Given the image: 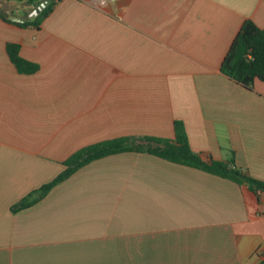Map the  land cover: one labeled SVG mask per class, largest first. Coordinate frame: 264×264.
<instances>
[{"label":"crops","instance_id":"crops-1","mask_svg":"<svg viewBox=\"0 0 264 264\" xmlns=\"http://www.w3.org/2000/svg\"><path fill=\"white\" fill-rule=\"evenodd\" d=\"M246 19L264 28V0H59L38 26L0 17V264L264 262V191L145 152L92 160L11 208L77 150L173 138L175 120L203 160L264 181V82L220 69Z\"/></svg>","mask_w":264,"mask_h":264},{"label":"trees","instance_id":"trees-1","mask_svg":"<svg viewBox=\"0 0 264 264\" xmlns=\"http://www.w3.org/2000/svg\"><path fill=\"white\" fill-rule=\"evenodd\" d=\"M15 1L24 3L28 1V5H30L33 2L39 4L43 0ZM58 1L49 0L47 6L38 15L23 23L10 20V15L2 10H0V17L4 21L19 26H38L41 19L52 10ZM27 13L24 12V15L27 16ZM19 48L20 45L17 43H7L6 50L10 60L20 73H34L38 69V65L21 57ZM220 69L228 77L247 89H252L254 80L256 79L264 82V28L257 26L251 19L244 20L222 60ZM125 151L149 153L170 162L198 168L208 173L230 179L238 184H245L253 192L264 191L263 180L254 178L237 167L230 166L228 162L219 160H210L207 162L203 160L200 154L190 147L183 122L175 120L173 138L120 136L96 142L77 150L65 160V169L51 181L33 190L17 203L13 204L11 207L12 211L15 212L35 204L52 187L68 178L78 168L92 160Z\"/></svg>","mask_w":264,"mask_h":264},{"label":"rangeland","instance_id":"rangeland-1","mask_svg":"<svg viewBox=\"0 0 264 264\" xmlns=\"http://www.w3.org/2000/svg\"><path fill=\"white\" fill-rule=\"evenodd\" d=\"M0 10L7 12L11 16H14L16 10L29 12L30 7H27L24 2H20V1L6 2L0 0ZM259 264H264V262H260Z\"/></svg>","mask_w":264,"mask_h":264},{"label":"water","instance_id":"water-1","mask_svg":"<svg viewBox=\"0 0 264 264\" xmlns=\"http://www.w3.org/2000/svg\"><path fill=\"white\" fill-rule=\"evenodd\" d=\"M27 4H29L28 1H26ZM49 3V0H43L41 1L39 4H37L36 2L30 3V6L32 7V10L29 12V17L32 16H36L39 14V12L47 6V4ZM10 20L14 21V22H26L27 17H22V16H10Z\"/></svg>","mask_w":264,"mask_h":264},{"label":"built area","instance_id":"built-area-1","mask_svg":"<svg viewBox=\"0 0 264 264\" xmlns=\"http://www.w3.org/2000/svg\"><path fill=\"white\" fill-rule=\"evenodd\" d=\"M97 1H98V3H99L100 5L104 6V5H106L107 3H109V2L112 1V0H97Z\"/></svg>","mask_w":264,"mask_h":264}]
</instances>
